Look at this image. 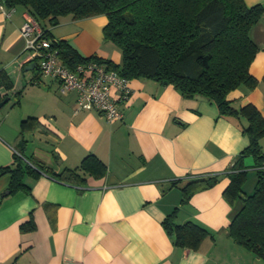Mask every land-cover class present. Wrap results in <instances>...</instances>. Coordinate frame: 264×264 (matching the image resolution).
<instances>
[{
	"label": "crops",
	"instance_id": "0c3cea01",
	"mask_svg": "<svg viewBox=\"0 0 264 264\" xmlns=\"http://www.w3.org/2000/svg\"><path fill=\"white\" fill-rule=\"evenodd\" d=\"M243 2L264 9V0ZM6 9L9 15L0 10V102L7 98L0 107V168L17 157L35 173L24 174V188L14 193L11 175L0 176V264H264L226 235L232 206L223 191L248 145L243 119L145 79L129 81V98L117 105L119 121L77 110L76 95L60 93L59 81L40 75L26 49L21 26L27 9ZM106 23L103 15L65 16L41 26L81 57L118 65L120 51L103 39ZM250 38L258 51L249 71L258 82L227 100L235 110L251 104L264 118V14ZM260 144L264 150V139ZM87 155L105 165L102 177L85 174L83 183H67L52 175L79 168ZM242 162L247 178L255 175L252 158ZM209 177H217L215 185L181 203L182 187ZM174 211L177 224L195 222L213 238L197 250L175 245L162 226ZM30 221L34 230L22 231Z\"/></svg>",
	"mask_w": 264,
	"mask_h": 264
},
{
	"label": "trees",
	"instance_id": "16d2710c",
	"mask_svg": "<svg viewBox=\"0 0 264 264\" xmlns=\"http://www.w3.org/2000/svg\"><path fill=\"white\" fill-rule=\"evenodd\" d=\"M3 4L25 7L40 26L44 21L55 26L65 16L80 20L103 15L107 20L103 39L118 48L120 64L96 56L83 58L65 40H53L62 63L69 67L87 61L103 63L129 81L145 79L172 85L184 98L207 99L221 115L243 119L241 130L248 145L236 159V172L230 174L223 191L232 206L226 235L264 261V150L260 144L264 118L251 104L235 110L227 100L230 92L240 87L251 90L258 82L249 71L258 51L250 31L264 14L261 6L247 7L243 0H3ZM42 29L44 37L52 39L50 32ZM244 157L253 160L256 180L251 194L243 190L247 178ZM105 172L97 157L87 155L79 168H65L52 175L63 182L83 183L85 174L99 178ZM26 173L35 171L17 157L12 166L0 168V176L11 175L10 193L24 188L22 177ZM216 182L217 177H209L187 183L181 189V203ZM175 216L174 211L162 222L175 245L197 250L204 239L213 238L195 222L177 224ZM21 229L32 231L34 224L30 221Z\"/></svg>",
	"mask_w": 264,
	"mask_h": 264
},
{
	"label": "built area",
	"instance_id": "2783aa9c",
	"mask_svg": "<svg viewBox=\"0 0 264 264\" xmlns=\"http://www.w3.org/2000/svg\"><path fill=\"white\" fill-rule=\"evenodd\" d=\"M0 10L9 15V10L0 4ZM26 40V49L38 61L40 75L59 81V92L76 95V109L95 111L108 122L122 119L119 103H125L130 95L129 80L106 65L96 61L78 63L69 67L61 62L54 41L44 37L43 29L32 17L27 16L21 26Z\"/></svg>",
	"mask_w": 264,
	"mask_h": 264
},
{
	"label": "rangeland",
	"instance_id": "374dc122",
	"mask_svg": "<svg viewBox=\"0 0 264 264\" xmlns=\"http://www.w3.org/2000/svg\"><path fill=\"white\" fill-rule=\"evenodd\" d=\"M60 28H61V27H58V30L63 31V27H62V29H60ZM58 30L56 31V33L58 32ZM56 35H57V34H56ZM244 184H245L244 187H243L244 192H245L246 194H248V193L251 194V193L253 192L254 185H255V175L249 173L248 178H247V180H246V182H245ZM247 192H248V193H247Z\"/></svg>",
	"mask_w": 264,
	"mask_h": 264
},
{
	"label": "water",
	"instance_id": "95a60500",
	"mask_svg": "<svg viewBox=\"0 0 264 264\" xmlns=\"http://www.w3.org/2000/svg\"><path fill=\"white\" fill-rule=\"evenodd\" d=\"M32 67V66H31ZM7 101V98L4 99L2 102H0V107H2V105Z\"/></svg>",
	"mask_w": 264,
	"mask_h": 264
}]
</instances>
